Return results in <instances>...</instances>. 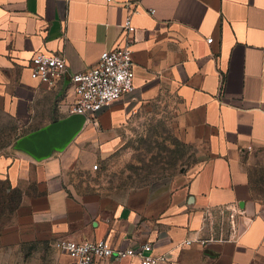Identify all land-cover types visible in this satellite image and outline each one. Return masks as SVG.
I'll return each mask as SVG.
<instances>
[{
  "label": "crops",
  "instance_id": "0c3cea01",
  "mask_svg": "<svg viewBox=\"0 0 264 264\" xmlns=\"http://www.w3.org/2000/svg\"><path fill=\"white\" fill-rule=\"evenodd\" d=\"M128 18L135 91L89 117L66 151L0 160L21 200L0 236L18 256L0 264H69L60 238L150 243L165 264H264V0H0V109L26 132L72 114L71 75L123 47ZM38 54L67 60L54 87L31 78ZM152 110L194 149V168L123 195L90 180ZM32 243L50 253L26 257Z\"/></svg>",
  "mask_w": 264,
  "mask_h": 264
},
{
  "label": "rangeland",
  "instance_id": "374dc122",
  "mask_svg": "<svg viewBox=\"0 0 264 264\" xmlns=\"http://www.w3.org/2000/svg\"><path fill=\"white\" fill-rule=\"evenodd\" d=\"M167 115L164 110L148 112L144 116L145 123L139 128L134 126L135 133L126 135V139L119 143L110 158L92 164L95 174L89 179L103 183L104 188L123 195L166 180L182 169L194 168L198 162L194 149L176 138L174 126ZM24 132L26 131L0 109V142L12 141L5 148H0V160L13 152L11 145ZM95 165H98V170L93 169ZM19 207L20 190L14 189L11 183L0 180V236L13 223ZM23 249L24 255L32 256L31 258L39 256L43 250L48 255L51 250L46 245L33 243ZM9 251L0 248V261L18 256Z\"/></svg>",
  "mask_w": 264,
  "mask_h": 264
},
{
  "label": "built area",
  "instance_id": "2783aa9c",
  "mask_svg": "<svg viewBox=\"0 0 264 264\" xmlns=\"http://www.w3.org/2000/svg\"><path fill=\"white\" fill-rule=\"evenodd\" d=\"M111 2V0H108ZM127 35L123 47L106 51L93 68L71 75L75 101L72 114L85 115L88 118L98 115L104 108L111 106L132 94L134 86V60L132 35L135 28L130 18L123 25ZM212 38L207 40L208 44ZM67 72V60L64 56L38 54L33 59L31 78L49 87H54ZM94 170H98L95 165ZM188 242L187 244H189ZM53 248L65 254L69 264H101L107 260H137L140 264H165L167 257L158 254L152 244L146 243L125 250L115 249L105 240L76 241L60 238L53 242Z\"/></svg>",
  "mask_w": 264,
  "mask_h": 264
},
{
  "label": "water",
  "instance_id": "95a60500",
  "mask_svg": "<svg viewBox=\"0 0 264 264\" xmlns=\"http://www.w3.org/2000/svg\"><path fill=\"white\" fill-rule=\"evenodd\" d=\"M87 121L85 115L70 114L20 137L11 145V149L35 162L46 161L56 153L66 151L81 134Z\"/></svg>",
  "mask_w": 264,
  "mask_h": 264
},
{
  "label": "trees",
  "instance_id": "16d2710c",
  "mask_svg": "<svg viewBox=\"0 0 264 264\" xmlns=\"http://www.w3.org/2000/svg\"><path fill=\"white\" fill-rule=\"evenodd\" d=\"M28 133H29V132H24L22 136H24V135H26V134H28ZM22 136H21V137H22ZM19 138H20V137H19ZM19 138H17V139H19ZM17 139H16V140H17ZM16 140H15V141H16ZM15 141H14V142H15ZM11 142H12L11 140H9L8 142H3V143L0 142V148H5L6 146L10 145ZM14 142H13V143H14ZM5 144H6V145H5ZM20 201H21V200H20Z\"/></svg>",
  "mask_w": 264,
  "mask_h": 264
}]
</instances>
